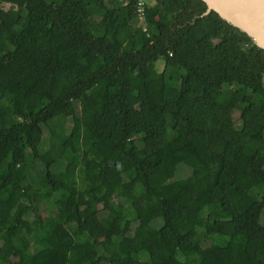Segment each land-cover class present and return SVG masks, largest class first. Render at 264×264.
<instances>
[{
	"label": "trees",
	"instance_id": "trees-1",
	"mask_svg": "<svg viewBox=\"0 0 264 264\" xmlns=\"http://www.w3.org/2000/svg\"><path fill=\"white\" fill-rule=\"evenodd\" d=\"M206 11L0 0V264H264V49Z\"/></svg>",
	"mask_w": 264,
	"mask_h": 264
},
{
	"label": "water",
	"instance_id": "water-1",
	"mask_svg": "<svg viewBox=\"0 0 264 264\" xmlns=\"http://www.w3.org/2000/svg\"><path fill=\"white\" fill-rule=\"evenodd\" d=\"M206 13L218 15L245 32L264 49V0H203Z\"/></svg>",
	"mask_w": 264,
	"mask_h": 264
},
{
	"label": "rangeland",
	"instance_id": "rangeland-1",
	"mask_svg": "<svg viewBox=\"0 0 264 264\" xmlns=\"http://www.w3.org/2000/svg\"><path fill=\"white\" fill-rule=\"evenodd\" d=\"M1 6L7 9V8H9L10 5L7 3H3ZM24 45L28 46L29 44L27 42H24ZM164 66H165V63L163 61H160L157 65V69L161 71L164 69ZM157 87L158 88L161 87V84L159 82L157 83ZM94 97L98 98V97H100V94L96 93L94 95ZM205 122H206V118H203L201 120V126H203L205 124ZM43 128H44L45 133L48 134L47 127L43 126ZM78 133H80V128L78 129ZM222 133H224L228 139L233 138L236 134V132L233 129H231L230 127H226V126L222 128ZM62 152H63L62 146H58L57 148H48L46 151L45 157L49 161H58V164L56 165V168H58L59 166L62 165V162L60 160L61 156H62ZM108 174H112V169H108ZM37 192H38V189L34 188L33 186H31L26 181V182H24V188L22 190H18L14 193V195L11 199V203H15L18 200V198L25 196L26 194H32L33 195ZM61 206H62V208H64L65 204L61 203ZM262 222L264 223V214H263ZM108 232L114 236L119 235V229H118L116 222L109 228ZM157 238H158V236H157V234H155V235L148 237L146 239H143V240L123 239V240L117 241V244H118V247H120L123 252L127 253L134 248H137V249L145 248L148 245H150L151 243H153L154 241H156ZM111 244H112L111 242H104L102 247H101V251H103L106 248L111 247ZM203 247L204 248L211 247V243L205 242V243H203ZM92 255H94V253ZM169 264H178V261H176L175 259H172V261Z\"/></svg>",
	"mask_w": 264,
	"mask_h": 264
},
{
	"label": "built area",
	"instance_id": "built-area-1",
	"mask_svg": "<svg viewBox=\"0 0 264 264\" xmlns=\"http://www.w3.org/2000/svg\"><path fill=\"white\" fill-rule=\"evenodd\" d=\"M158 0H120L121 5L126 6L133 2L137 17L138 24L143 31L148 32L147 12L150 6L154 5Z\"/></svg>",
	"mask_w": 264,
	"mask_h": 264
}]
</instances>
